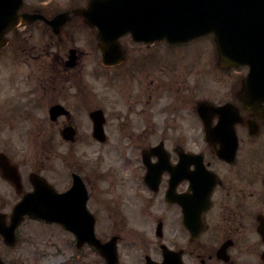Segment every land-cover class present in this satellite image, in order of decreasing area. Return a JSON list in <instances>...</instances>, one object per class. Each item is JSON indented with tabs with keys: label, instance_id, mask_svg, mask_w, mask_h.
<instances>
[{
	"label": "flooded vegetation",
	"instance_id": "af4514ba",
	"mask_svg": "<svg viewBox=\"0 0 264 264\" xmlns=\"http://www.w3.org/2000/svg\"><path fill=\"white\" fill-rule=\"evenodd\" d=\"M92 1L25 0L21 13L36 18L10 32L0 51L1 62L10 59L18 70L29 71L31 90L16 102L22 115L29 106H62L70 113L53 124L56 132L41 128L30 148L15 150L0 138V154L10 160L0 157V221L8 226L15 205L34 191L39 177L63 194L62 129L72 125L78 132L77 109L88 117L102 109L106 140L93 141L107 145L116 137L126 141L123 151L135 155L127 178L129 213L111 220L108 240L114 243L116 264H264V120L240 99L247 70L233 71L237 77L215 97L206 84L195 82L196 61L206 60V54L185 53L191 43L147 44L131 35L111 46L117 58L105 64L97 28L71 13ZM68 12L71 20L60 30L47 23ZM78 30L86 36H75ZM89 66L102 84L85 82ZM107 86L109 99L123 103L128 115L110 119L106 90L100 89ZM223 106H229L225 114L211 109ZM3 107L13 113L11 106ZM1 120L8 125L9 119ZM77 137L75 144H64L76 145ZM53 140L60 149L59 169L50 166L57 152ZM144 155H149L146 163ZM147 165L153 168L150 180ZM118 223L128 226L118 228ZM19 230L13 247L0 235L5 251L19 247ZM84 249L92 264H106L97 250Z\"/></svg>",
	"mask_w": 264,
	"mask_h": 264
},
{
	"label": "rangeland",
	"instance_id": "374dc122",
	"mask_svg": "<svg viewBox=\"0 0 264 264\" xmlns=\"http://www.w3.org/2000/svg\"><path fill=\"white\" fill-rule=\"evenodd\" d=\"M75 36L83 37L86 36V33L78 30ZM215 51L211 37L198 39L184 49L185 53H206V60L197 59L196 61L195 82L197 87L206 84L211 94L217 97L237 75L233 72L222 74L217 71ZM18 68H20L19 64L14 65L10 59L5 63L0 61V138H3L8 147L15 148V150L30 148L29 144L36 141L41 133V128H50L53 133L57 131L55 126L49 124L48 108L46 106H29V108H25L23 115L15 113L16 110H19L16 102L22 99L21 94L31 90L28 85L30 82L29 71L27 72L25 68L18 70ZM90 68L89 66L84 73L85 82L89 85L100 83L94 80ZM100 89L106 90L104 94L108 103L106 102L105 106L110 119L119 114L122 116L128 115L123 103L112 102L109 99L111 98V92L108 86L100 87ZM107 89L109 90L107 91ZM5 102L13 103L5 104ZM4 104L12 106L14 109L13 114L3 112L7 110L3 107ZM140 108V106L137 107V109ZM11 115L13 119L9 118ZM2 117L3 119H9L8 125L5 120H1ZM160 118H163V116H160ZM156 120L159 121L160 119L156 118ZM1 122L5 124L2 125ZM75 123L80 132L78 144L67 146L63 143V191L71 187L73 172H81L80 174L83 177L88 178L89 210L98 219L96 225L97 237L106 241L111 233V220L114 219V216L124 217L129 213L132 202V186H130L131 184L127 178L129 169L135 164L132 160L135 155L132 156L123 151L126 141L116 137H112L107 145H100L93 141L90 135V121L86 112L84 115V109H77ZM52 146L56 147L57 152L51 154L50 166L51 169H59L61 162L59 160L60 149L57 148L55 140L52 141ZM95 173L100 178H98V175L95 176ZM102 195L109 200L102 202ZM113 198L117 199V203L113 202ZM114 207H116L115 210H113ZM117 226L123 229L128 225L118 223ZM20 237L21 243L13 251H5L0 245V255L5 259L6 264H92L94 259L86 250L88 257H81L80 251L78 252L76 248L74 235L64 230L61 233L57 227L49 228L39 223L30 224L26 221L20 229Z\"/></svg>",
	"mask_w": 264,
	"mask_h": 264
},
{
	"label": "water",
	"instance_id": "95a60500",
	"mask_svg": "<svg viewBox=\"0 0 264 264\" xmlns=\"http://www.w3.org/2000/svg\"><path fill=\"white\" fill-rule=\"evenodd\" d=\"M23 0H0V49L5 45V35L20 21L18 11ZM110 7L99 9L100 16L95 19L89 13L79 10L76 14L86 17L91 26L99 27L101 36H110V31L126 34L129 22H134V10L127 7H148L145 14L138 18L141 34L153 40L177 42L192 40L199 36L214 34L219 53L221 68L249 66L250 73L245 81V88L260 103L264 102V0H110ZM124 4H128L124 5ZM126 9V10H124ZM25 20V18H23ZM66 15H63V20ZM128 21V23H126ZM112 29V30H110ZM120 32H123L120 34ZM253 91V93H252ZM53 118L61 114L59 108L52 110ZM102 115L101 112L95 114ZM102 129V123H101ZM100 132L102 134V131ZM67 139L73 138L74 132H64ZM46 187V186H45ZM40 186L37 185L39 191ZM49 196L45 200L47 207H34L21 213L14 221L22 220L26 214L50 222H61V196L46 187ZM36 198V197H35ZM26 199L21 209L31 203L36 206L46 205L44 201ZM88 197L78 181L72 191L63 195V226L71 230L78 238L79 244L89 242L100 252L106 250L94 235L95 220L87 212ZM91 221V222H90ZM80 224V225H79ZM16 225L12 229H14Z\"/></svg>",
	"mask_w": 264,
	"mask_h": 264
}]
</instances>
